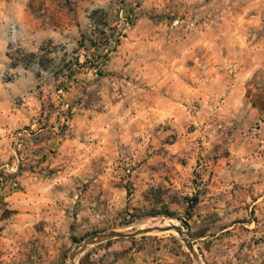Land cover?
I'll list each match as a JSON object with an SVG mask.
<instances>
[{"label":"rangeland","instance_id":"obj_1","mask_svg":"<svg viewBox=\"0 0 264 264\" xmlns=\"http://www.w3.org/2000/svg\"><path fill=\"white\" fill-rule=\"evenodd\" d=\"M36 106L0 159V264H72L90 238L75 264H197L174 229L136 233L165 220L201 264L264 257L242 197L264 180V0H0V108Z\"/></svg>","mask_w":264,"mask_h":264},{"label":"crops","instance_id":"obj_2","mask_svg":"<svg viewBox=\"0 0 264 264\" xmlns=\"http://www.w3.org/2000/svg\"><path fill=\"white\" fill-rule=\"evenodd\" d=\"M68 94L71 95V92H68ZM38 107L39 106H36L35 109L30 108L28 110H25L23 116H18V115L16 116V114L14 115V113H11V115L8 116L7 111H2L0 108V159L1 160H4L10 154V147H9L10 139L8 135L9 129L13 128L17 124L23 125L27 120L31 118L33 113L37 114L36 111L38 110ZM15 117L19 119V122H17V124H14ZM257 171H258L257 168L256 170H252L249 168L247 181L244 183L243 186L242 197H243V203L245 205V210L248 212L253 211L255 215L257 214L258 217L262 219V220H257L256 224H259L264 222V180L259 179L257 177V173H256ZM209 187L212 188L214 186L212 185V183H210ZM214 188H216V186ZM215 199L216 198H212L210 200H215ZM227 204L223 203L221 204L223 205L222 208L217 207L215 208V210L222 212L225 209L229 208V207L227 208L228 206ZM198 221H200V219H198ZM248 224L251 225V222H248ZM225 228L226 227H223L221 228V230Z\"/></svg>","mask_w":264,"mask_h":264},{"label":"built area","instance_id":"obj_3","mask_svg":"<svg viewBox=\"0 0 264 264\" xmlns=\"http://www.w3.org/2000/svg\"><path fill=\"white\" fill-rule=\"evenodd\" d=\"M122 23L118 26L116 30V34L112 36V38L109 39L110 44L112 46H116V42L122 38L123 33L126 31V29L130 26V19L123 15L122 9L119 13ZM105 51H108L106 49ZM54 115H55V123L53 125V129L57 127H63L68 124L69 116L74 110V106L71 104V102L67 99V96L65 94V89L63 86L59 87L56 90L55 99H54ZM41 128H35V124L31 126L28 129H21L17 130L12 134V143L14 146L18 147L22 145V137L26 135L34 136L35 139L39 137L38 132H40ZM38 134V135H37ZM20 162V158L18 155L15 154V159L11 163H7L5 166L4 171L5 172H15L18 168ZM5 180L4 176L0 173V187L4 186Z\"/></svg>","mask_w":264,"mask_h":264},{"label":"water","instance_id":"obj_4","mask_svg":"<svg viewBox=\"0 0 264 264\" xmlns=\"http://www.w3.org/2000/svg\"><path fill=\"white\" fill-rule=\"evenodd\" d=\"M167 229H174L178 233V235L184 241L185 245L192 252L195 260L197 261V264H201V261H200L198 255L196 254L195 249L193 247V242L189 238H187L183 229L176 224H169L167 226L154 224V225H151L147 228H143L141 230H138L136 233H138V232L142 233V232H148V231H165ZM129 235H132V234L118 233V232H110V233L105 234V236H108V237H116V236L119 237V236H129ZM93 242H94V238H90L89 240L83 242L78 248H76L71 255V261L74 258L78 257V255L81 254ZM258 264H264V257L259 261Z\"/></svg>","mask_w":264,"mask_h":264},{"label":"bare ground","instance_id":"obj_5","mask_svg":"<svg viewBox=\"0 0 264 264\" xmlns=\"http://www.w3.org/2000/svg\"><path fill=\"white\" fill-rule=\"evenodd\" d=\"M165 223H167V225L173 224L171 220H165V221H161L160 225H164ZM71 263L75 264V258L71 261Z\"/></svg>","mask_w":264,"mask_h":264}]
</instances>
